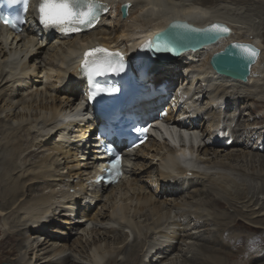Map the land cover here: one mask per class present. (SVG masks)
<instances>
[{
	"label": "bare ground",
	"instance_id": "obj_1",
	"mask_svg": "<svg viewBox=\"0 0 264 264\" xmlns=\"http://www.w3.org/2000/svg\"><path fill=\"white\" fill-rule=\"evenodd\" d=\"M95 1L106 12L95 27L70 37L37 29L30 19L18 34L0 26V103L4 102L0 106V250L14 255L5 260L9 264H233V256L235 263L250 264L263 257L264 92L254 93V88L257 83L264 85V44L257 30L262 22L264 28V0ZM126 3L130 4L127 17L120 19ZM111 10L117 21L106 20ZM174 20L198 27L220 22L232 30L229 37L183 51L174 59L158 54L149 66V85L165 80L180 85L163 102L169 110L164 118L198 133L200 142L194 151L203 168L181 166L177 159L181 149L166 139H149L126 157L129 169L123 181L108 189L100 187L91 181L102 160L98 141L90 137L95 121L70 117L77 105L85 107L79 63L90 56L86 53L102 52L101 66L116 53L134 54L139 44H146ZM242 31L251 36H240ZM232 41L249 42L261 50L246 82L218 74L210 65L212 55ZM38 53L66 87L56 84L39 91L36 65L28 64ZM181 68L185 77L174 79L182 75ZM61 90L63 97L54 94ZM245 93L256 102L250 110L254 117H246V104L240 103ZM34 103L40 110H51V117L12 123L23 118L14 108L30 109ZM167 136L171 137L169 131ZM41 147L48 151L36 156L38 161L27 157ZM142 182L153 192L144 193ZM102 201L105 204L96 214L89 213ZM84 222L92 226L68 242ZM10 242L13 247L6 250Z\"/></svg>",
	"mask_w": 264,
	"mask_h": 264
},
{
	"label": "rangeland",
	"instance_id": "obj_2",
	"mask_svg": "<svg viewBox=\"0 0 264 264\" xmlns=\"http://www.w3.org/2000/svg\"><path fill=\"white\" fill-rule=\"evenodd\" d=\"M114 13L115 12L111 10L109 12V14L107 16H105L106 17V20L108 22H111V21L114 22V21H117L119 19V17L116 14H114ZM120 19H122V16L120 17ZM262 23H259V25L257 24V26L260 27V28L257 27V30L258 29L260 30V34H261L260 40H263V44H264V35L261 33V32L264 31V28H263V24ZM120 24L123 25V22H121ZM106 27L108 28V30L111 29V25L110 24H107ZM238 31H239V29H238ZM121 33H122V29L118 32V35H121ZM238 34L240 36H243V37H250L251 36L250 34H247L244 31L238 32ZM238 34H237V36H238ZM39 51L40 50H38V52ZM41 55H42V53H38L36 56L30 57L28 59V64L31 65V64L35 63V65H36V66H34V69L36 68V71H35V73H36L35 76H36V80H37L36 86L39 89V91H44L47 88L49 89V87H51L52 85H56V84H58V85H60L62 87H66V83H63V80L62 79H57L54 71H50V69L52 67L47 64V60L45 62L41 60V58H42ZM35 58H37V60H35ZM183 68H181V71H180L182 75L181 76L180 75H174V79L177 78L179 80V78L181 79V78H184L185 77V75L183 74ZM177 85L178 84H176V86ZM256 85H257V87L254 88V93L261 94L262 92H264V85H263V83H257ZM249 92H250V90H249ZM254 93L251 94V96H253ZM51 94H53V93H51ZM54 94H56L57 96L60 95V97H63V90H61L60 92H54ZM248 98H249L248 93H245L243 95V97L240 99V103H242L244 105L246 104V110H245L246 117H247V115H248V117H254L253 116L254 114L252 112H250V110H251V106L252 105L254 106V104H256V102H255V100H251L250 101V99L248 100ZM175 100L177 101L176 98H175ZM3 104H4V102H1L0 103V106H2ZM22 107H25V108H22ZM254 107H257V106L255 105ZM14 109H15V112L20 113V115L18 117H23L22 119L21 118L13 119L12 123H14V124H18L20 122H23V124H25L27 122L25 120L28 119V122H31L32 120H35L36 117H38L39 120H41L43 117H51L50 114H52V111L51 110H48V109H41L40 110V109H38L36 103H34L33 106L30 109L26 105H22V106H19L18 108H14ZM78 109H80V108H78ZM252 111L256 112V111H259V110L258 109L257 110L252 109ZM73 114L74 115L71 116V117H77V118L83 117V114H81V116H78L76 112L73 113ZM1 116L4 117L5 116V113L3 112L1 114ZM261 117H264V115L261 116ZM258 122L261 123L260 121H258ZM40 126H41V124H40ZM40 126L38 125V127H40ZM52 131L53 130H51V132ZM90 137L93 138V132H91ZM23 138H26V137L24 136ZM29 139H30V137H29ZM76 140H78V139H76ZM92 140H94V139H92ZM90 141H91V139H90ZM47 151L48 150H45L44 148L41 147V148H39V151L38 152L32 153L30 156H27V157L34 158L33 159L34 161L35 160L38 161L39 159L36 156H39L40 157V156L43 155L42 153H45L46 154ZM26 155H27V152H25L24 154H22L21 158L26 157ZM141 185H143V187H144V193H146V192L152 193L153 192V188H151V186L147 182H142ZM39 191L41 192V190H39ZM87 202H88V200H87ZM92 204H94V203H92ZM104 204L105 203L103 201L102 202H99V204H97V206L94 208V210H92L89 213H91L92 215L93 214H96L103 207ZM83 206H86V205L83 204ZM108 208H109V206H108ZM104 212L109 213L108 211H105V210H104ZM109 223L116 224V223H113V222H109ZM247 224L252 225L253 227H256L257 226V225H253V224H250V223H246V225ZM91 226H92V223L90 224V222H88V223H85L84 222V223L80 224L79 226H77L76 227V230H74L73 233H72V235L69 237L68 242L72 243L76 238L80 237L82 234H85V231L83 229L89 228ZM0 227L2 228L1 223H0ZM126 230L129 233V235H130V233H131L130 229H126ZM242 230L243 229H238L237 231H242ZM2 232H3V230H0V237H2ZM132 236L133 235L131 234V236H130V240L131 241L130 242H132V238H133ZM90 239H92V237H90ZM12 247L13 246L11 245V242L10 243H7V245H5V249L6 248L7 249H10ZM68 252H70V250ZM0 255H1V257H0V264H2V263H9L8 261H6L7 258L9 256L10 257L11 256H14V255H11V254L9 255V253H7L6 251L5 252H2V250H0ZM5 255H7V256H5ZM233 258L234 257L232 256L231 261H233V262H231V263L238 264L237 262L235 263V261L232 260ZM259 263H264V256L257 258L253 262H250V264H259ZM239 264H245V263L240 262Z\"/></svg>",
	"mask_w": 264,
	"mask_h": 264
},
{
	"label": "water",
	"instance_id": "obj_3",
	"mask_svg": "<svg viewBox=\"0 0 264 264\" xmlns=\"http://www.w3.org/2000/svg\"><path fill=\"white\" fill-rule=\"evenodd\" d=\"M130 4L126 3L121 6V16L122 18H126L128 14V8ZM213 24H220L226 26L229 31L227 33H220L217 34L215 39L210 38L211 34L207 33L203 30L209 29ZM193 29L199 31H193ZM177 30H181V35H193L195 38H185L181 40V37L177 34ZM172 32V33H170ZM175 37V40L178 42V47L175 49V52L168 57L167 59H174L177 58L183 51L186 50H198L204 46L214 44L223 38H227L231 35L232 30L227 25L214 22L205 27H198L192 25L191 23L183 20H175L172 21L167 29L160 32L159 35L169 34ZM176 35V36H174ZM198 38H197V37ZM243 44L249 45L251 49L256 51V55H252L251 51H246L244 49L236 48L235 45ZM180 45V46H179ZM176 47V46H175ZM261 50L254 44L249 42H242V41H232L227 44L223 50L215 53L212 55L210 59V65L212 68L221 75L228 76L230 78L240 80L242 82L248 81L250 76L251 68L256 63L258 57L260 56ZM2 264H9V263H2Z\"/></svg>",
	"mask_w": 264,
	"mask_h": 264
},
{
	"label": "snow or ice",
	"instance_id": "obj_4",
	"mask_svg": "<svg viewBox=\"0 0 264 264\" xmlns=\"http://www.w3.org/2000/svg\"><path fill=\"white\" fill-rule=\"evenodd\" d=\"M87 3V11L83 10V6ZM10 5H21L22 11L27 13L28 11V0H7ZM104 8L103 5L100 6ZM96 4L93 0H41L39 5V15L40 21L45 24L52 25H79V26H90L93 21L97 18L95 14ZM106 10V8H105ZM0 22L16 28L18 22H24L23 16H17L15 20L9 18L8 16H0ZM75 30V29H74ZM193 31H199L193 29ZM210 33V38L215 39L217 34L227 33L229 29L226 26L220 24H213L209 29L203 30ZM234 47L244 49L246 51H251L252 55H256V51L251 49L249 45L238 44ZM156 50H167V45L163 43H157ZM94 51H104L102 49H97ZM86 56L91 55V53H86ZM107 67L111 68V63L107 64ZM136 131L146 132L147 129L137 128ZM119 162V157L113 163V167Z\"/></svg>",
	"mask_w": 264,
	"mask_h": 264
},
{
	"label": "clouds",
	"instance_id": "obj_5",
	"mask_svg": "<svg viewBox=\"0 0 264 264\" xmlns=\"http://www.w3.org/2000/svg\"><path fill=\"white\" fill-rule=\"evenodd\" d=\"M170 33H172V32H170ZM167 58H168V57H167ZM167 58H166V59H167ZM82 94H83V93H82ZM83 96H84V94H83ZM84 103H85V102H84ZM78 107H79V105L76 106V108L73 110V112H74V113L76 112L78 116H81V113H78V110H79ZM82 108H84L83 111H84L85 113H88V108H87L86 105H85V107H82ZM82 108H81V109H82ZM137 108H139V107H137ZM83 115H84V113H83ZM83 117H84V116H83Z\"/></svg>",
	"mask_w": 264,
	"mask_h": 264
}]
</instances>
